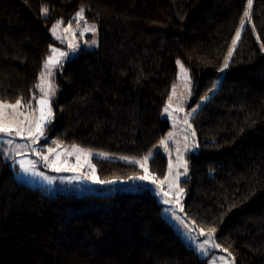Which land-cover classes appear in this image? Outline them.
Segmentation results:
<instances>
[{
    "label": "trees",
    "instance_id": "16d2710c",
    "mask_svg": "<svg viewBox=\"0 0 264 264\" xmlns=\"http://www.w3.org/2000/svg\"><path fill=\"white\" fill-rule=\"evenodd\" d=\"M81 7L96 23L98 45L55 71L49 137L143 158L172 128L163 109L176 61L190 73L189 108L222 74L191 118L199 152L186 155L184 212L195 227L216 228L235 264H264V0H253L223 72L247 0H0V99L38 98L50 46L62 45L50 29ZM93 163L104 180L142 172L125 160ZM148 165L163 179L169 158L158 149ZM162 206L148 187L52 193L19 180L0 156V264H207Z\"/></svg>",
    "mask_w": 264,
    "mask_h": 264
},
{
    "label": "snow or ice",
    "instance_id": "6c2138e0",
    "mask_svg": "<svg viewBox=\"0 0 264 264\" xmlns=\"http://www.w3.org/2000/svg\"><path fill=\"white\" fill-rule=\"evenodd\" d=\"M253 6V0H247V8L243 12V19L240 22V27L235 32L234 38L231 41V47L227 52V56L224 59L223 67L219 71H225L230 64V58L233 56V51L237 47L238 42L242 38V31L246 28V22L251 21V9ZM48 9L42 8V14H47ZM86 9L81 7L74 15L72 19L67 21V26L63 27V30L60 31L61 26L64 24V21L58 20L50 29L55 40L60 43L67 42V48L71 53H75L79 49V45L70 39L69 37H75L76 30H79V34L83 36L85 33H92L93 37L97 34L96 24H89L85 18ZM73 24L76 25V30L73 29ZM252 31H255L253 26ZM259 39V37L257 38ZM91 45H97V40L92 39ZM261 50H264V44L260 45ZM69 52L61 50L59 47L50 46V54L44 61L42 71L39 75V83L35 87L39 90L41 94L39 99H36L35 94L27 101H24L23 97H18L15 99L14 103H10L7 100L0 99V156H3L6 160H11L13 165L19 166V171L17 175L21 173L25 175L40 176L46 180L49 184L53 183L56 177L45 176L43 172L37 170V165L43 163V165L53 172L62 173V172H75L77 175L74 177H62V180H66L71 183L72 180H90L94 184H115V180H103L97 175V168L95 164L91 163L90 158L99 156L105 160L109 159V154L105 152L93 153L91 150L86 149L79 144L72 143L70 146L62 145L61 142L51 141L55 147H48L45 151L43 147L38 146L39 141L44 139L45 143L48 142V137L46 136V130L51 124L54 118V112L52 107L53 98L56 94V85L54 83V74L55 71L63 66V62L68 58ZM179 67L178 80L183 81L182 87L187 91V96H191V78L188 74V69L184 64L178 59L176 61ZM215 88V85L213 86ZM177 84L172 85V94L168 97V103L163 109L164 113L168 116H172L173 109V99L177 98L183 102V93L180 94V97H177ZM209 97L205 95L202 98V101H207ZM33 100L38 107L33 106ZM200 104H197L196 107H193L190 112L185 116L183 123L187 125V128H191V124L188 123V117L193 113H196L199 109ZM173 111H184L183 107H177ZM38 113V115H37ZM174 133L169 132L167 137L160 140V145L164 146L167 150V141L172 138ZM196 135L195 131L191 132V136L194 138ZM19 137L22 140L29 142L26 143H16V138ZM188 139L187 130H185V141ZM196 147L195 143L192 145ZM184 151L186 152L189 148L187 143L184 144ZM24 150H27L28 153L35 154L39 157V160L33 159H16L17 156L21 154H27ZM177 151V162L176 168H183V172L177 171L174 176H172L173 164L169 160L168 165V174L165 175L163 180H158L154 173L150 172L148 167L149 160L153 157L154 153L149 152L145 155L142 160L132 159L129 160L128 157L123 156L120 159L128 161L129 163H134L140 166L143 170V175L135 176L132 179L147 181L153 185H156L159 188L157 195L162 193V197H169L170 195H175V201L170 199L162 198V203L164 205H171L175 202L179 205V197L184 193V189L179 187L181 181V176L186 177L188 173V162L184 159V152H181V148L178 146ZM75 157V163L72 164L69 162V157ZM87 166L88 172H83L82 169ZM171 177V179H170ZM165 182H168V191L163 190V185ZM175 188V193L172 192V189ZM180 212H183V207L179 209ZM165 213H170L171 218L177 223V226L181 228L182 234L186 236L189 240L193 242L195 250L201 255H209L214 249H219L220 244L215 242V236L213 235L216 232L215 227L208 228L205 232L204 228H200L196 235H193V228L186 221L184 217H181L177 211L171 207L165 208ZM192 225L195 224L194 221L191 222ZM199 237H205L202 241L199 240ZM227 252V249H224ZM230 255V253H229ZM214 259H217L214 257ZM219 261H224L225 257H219Z\"/></svg>",
    "mask_w": 264,
    "mask_h": 264
},
{
    "label": "rangeland",
    "instance_id": "374dc122",
    "mask_svg": "<svg viewBox=\"0 0 264 264\" xmlns=\"http://www.w3.org/2000/svg\"><path fill=\"white\" fill-rule=\"evenodd\" d=\"M86 20H87V22L89 24H96L95 22L90 21L87 18H86ZM66 26H67V24H63L61 26L60 31H62L63 27H66ZM73 29L76 30V25L75 24H73ZM69 38L73 39V41L79 45V49L75 53H71L70 50L67 48V42H65L63 44L61 43L62 45H53L52 46V47H59V48H61V50L69 52L68 58L63 63H65L66 61L70 60L72 57L76 56L82 49H93V48H96L97 45H98V40H99L98 31H97L96 36L93 37L92 33H90V32L89 33H85L83 36H81L79 34V30H76L75 37H69ZM93 38H95L97 40V45H91V41H92ZM178 73H179V67H178ZM188 74L190 76L189 70H188ZM221 76H222V74L220 75V77H219V79H218V81H217V83L215 85V88L207 95L208 97H209V95L211 93H213L216 90L217 86L219 85ZM182 83H183V81L177 79V82H176L177 90L176 91H177V97H180V94L183 93V97H184L183 98V102H181L180 99L174 98L173 99V109H176L177 107H183L184 111H173V109H170V111H172V116H168L166 113H163V117L168 119V120H170V123H171V126H172L170 132L174 133V135L172 136V138L168 139V141H167V150L165 149L164 146L159 144V146L154 151H152L153 153H155L158 149H161V150H163L164 153L167 154L169 160H171V162L173 164L172 176H174L177 171L183 172V168H179V169L176 168V162H177V160H176V158H177L176 148L178 146L181 148V152H184V159L185 160H186V155L188 153H197V152H199L197 135H195L194 138L191 136V132L194 130L192 122H191V118H192L194 113L190 117H188V123L191 124V128H187V125H185L183 123L186 114L188 112H190L193 107L192 108L188 107V102L191 99L192 94H191L190 97L187 96V91L185 89H183ZM191 93H192V82H191ZM40 95L41 94L39 93V96ZM39 96H38L37 99H39ZM203 102L199 103L200 106H201V104H203ZM34 107H38V106L36 104H34ZM194 107H196V106H194ZM37 115H38V113H37ZM185 130H187V133H188L187 141H185ZM46 136L48 137V142L45 143L44 139H41L39 141V145H38L40 147H43L45 149V151H46V149L48 147H55V145H53L51 143V141H53V139H51L49 137V134L47 133V130H46ZM26 142H29V141L22 140L19 137L16 138V143H21L22 144V143H26ZM185 143H187L189 145V148H188V150L186 152L184 151V147H183ZM193 143H195V145H197V146L193 147L192 146ZM62 145L70 146L71 144L62 143ZM24 151L27 154L26 155L25 154H21V155L17 156L16 159L39 160V157L36 156L35 154L28 153L27 150H24ZM91 151L93 153L100 152V151H94V150H91ZM93 157L90 158L91 163H93ZM109 157L110 158H114V159H118V160H122V159H120V157H123V156L109 154ZM128 158H129V160H132V159L142 160V158H139V159L131 158V157H128ZM68 159H69V162L72 163V164H74L76 162L74 156L73 157H69ZM9 161H11V160H9ZM11 163H12V161H11ZM12 165H13V163H12ZM13 167H15V174H16L17 178H19V180H21V181L25 182L26 184H28L30 186H33V187L44 188V189H46V190H48V191H50L52 193H56V192L61 191V192H74V193H77V194H85V193L111 194V193H114V192L119 191V190H123V191H129L130 190V191H132V190H136V189H138L140 187H148V188H150V190L154 194H156V196H157V198H158L160 203H162V198L170 199L172 201H175V199H176L175 195H170L169 197H162V193L160 195H157V192L160 191L159 188H157L156 185H153L150 182L132 179L135 176L143 175L144 174L143 170L139 174L132 175V176L127 177V178L106 179V180H115V181H117L115 184L100 185V184H94L90 180H80V181L72 180V182L69 183L66 180H62L61 178L62 177H74L75 175H77V173H75V172L56 173V172H53L51 169L45 167L43 165V163H39L37 165V170L38 171L43 172L45 174V176L56 177L55 181L53 183L49 184L46 180H44L40 176L25 175L23 173H21L20 175H17V172L19 171V166L18 165H13ZM148 167H149V165H148ZM82 171L83 172H88L87 166H85V168L82 169ZM167 174H168V172H167ZM97 175H98V173H97ZM188 175H189V168H188L187 176L186 177L181 176V180L187 178ZM157 179L158 180H163L164 178L163 179L162 178H157ZM170 179H171V177H170ZM179 187H180V184H179ZM163 190L164 191H168L169 190L168 182H165V184L163 185ZM175 191H176V189L173 188L172 192L175 193ZM184 196H185V191L179 197V201H180L179 205H177L175 202H173L171 205H164L162 203V205H163L162 206V215L164 216V218H166L168 221H170L174 225V227L180 233L182 238L189 245L194 247L193 242L191 240H189L188 238H186L185 235L182 234L181 228H179L177 226V223L174 221V219L171 218L170 213H165V208L166 207H171V208L175 209L177 211V213L181 217H184L186 219V221L190 224V226L193 228V235H196L200 228H197V227H195V225H192L191 224L192 221L185 214L184 206H183ZM181 206L183 207V212L179 211ZM205 232H207V230H205ZM213 235L215 236V233ZM204 238L205 237H199V240L202 241ZM215 242L219 244V242L217 241L216 238H215ZM229 253H230L229 251L225 252L224 249L222 247H220L219 249H214L207 256L201 255L200 253L199 254L203 258H208L207 264H235V259H234L233 255L231 253L229 255ZM214 257L217 258V259H214ZM219 257H225V260L224 261H219V259H218Z\"/></svg>",
    "mask_w": 264,
    "mask_h": 264
}]
</instances>
